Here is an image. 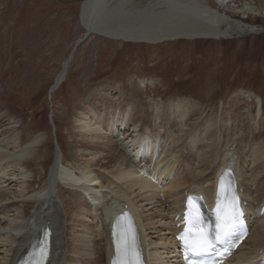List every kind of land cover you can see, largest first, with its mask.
Returning <instances> with one entry per match:
<instances>
[{
	"label": "bare ground",
	"instance_id": "1",
	"mask_svg": "<svg viewBox=\"0 0 264 264\" xmlns=\"http://www.w3.org/2000/svg\"><path fill=\"white\" fill-rule=\"evenodd\" d=\"M135 1L83 0L80 22L88 35L122 42L264 34L263 26L226 13L246 12L233 0L235 9L220 0L221 10L200 0H151L143 7ZM72 58L51 91L64 81ZM139 93L114 94L106 85L84 98L65 145L71 162L65 164L57 144L48 177L36 187L32 182L44 170L47 138L36 133L26 139L25 120L12 109L0 110V264H16L46 227L51 233L46 264H107L110 221L124 208L136 219L148 264H180L173 252L175 212L186 193L211 197L228 170L239 182L250 221L249 235L229 262L243 264L264 250L262 101L234 92L215 120L201 118L187 98L146 105ZM34 161L39 168L29 169ZM59 183L68 195L58 194Z\"/></svg>",
	"mask_w": 264,
	"mask_h": 264
},
{
	"label": "rangeland",
	"instance_id": "2",
	"mask_svg": "<svg viewBox=\"0 0 264 264\" xmlns=\"http://www.w3.org/2000/svg\"><path fill=\"white\" fill-rule=\"evenodd\" d=\"M82 1L0 0V110L12 109L25 120L26 139L36 133L47 138L41 158L44 170L32 186L47 179L57 144L65 151V164L71 162L65 145L76 107L106 85L119 95L141 90L146 105L187 98L197 104L201 118L212 119L219 118L234 92L249 93L255 102L262 101L258 141L264 140L263 33L155 44L122 42L95 33L83 39ZM149 1L135 4L143 7ZM200 1L221 10L215 0ZM236 2L246 12L240 10L242 17L238 9L226 10L227 14L264 27V0ZM76 43L64 81L50 91ZM126 125L130 126L129 120ZM34 168H39L35 161L29 166ZM59 186L58 194L68 195Z\"/></svg>",
	"mask_w": 264,
	"mask_h": 264
},
{
	"label": "snow or ice",
	"instance_id": "3",
	"mask_svg": "<svg viewBox=\"0 0 264 264\" xmlns=\"http://www.w3.org/2000/svg\"><path fill=\"white\" fill-rule=\"evenodd\" d=\"M193 197H188V203L191 208ZM231 213L229 215L221 216L219 214V202H218V215H217V224L215 227V239L217 241H224L226 237H230L233 233L241 232L244 233L246 231L245 224L243 219V212L240 209L238 198L233 195L231 199ZM191 212L187 214L190 216ZM186 216V218H187ZM199 221L198 215L193 217L192 223L195 224ZM186 233H191L192 229H185ZM184 236L182 235L179 239L184 240ZM213 247L212 240L209 239V230L199 228L195 230L194 235L191 236L190 242L186 243L185 248L187 251H191L194 256H202L207 251H209ZM194 250V251H193ZM46 253V249H42V255ZM120 254V246L117 245V255ZM186 259H188L186 255ZM113 264H122V262L118 260H114ZM124 264H132L131 260L124 262ZM191 264H203V261L196 260L192 261Z\"/></svg>",
	"mask_w": 264,
	"mask_h": 264
},
{
	"label": "water",
	"instance_id": "4",
	"mask_svg": "<svg viewBox=\"0 0 264 264\" xmlns=\"http://www.w3.org/2000/svg\"><path fill=\"white\" fill-rule=\"evenodd\" d=\"M80 12H81V9H80ZM79 18H80V17H79ZM80 20H81V18H80ZM87 36H88V31H86V33H85L83 39H85ZM78 43H79V42H78ZM78 43H76V44L74 45V47H73V49H72V51H71L69 57L67 58V60L70 59V58L72 57L73 52H74V49L76 48V46H77ZM55 84H56V80L54 81V84L51 86L50 91L56 86Z\"/></svg>",
	"mask_w": 264,
	"mask_h": 264
},
{
	"label": "built area",
	"instance_id": "5",
	"mask_svg": "<svg viewBox=\"0 0 264 264\" xmlns=\"http://www.w3.org/2000/svg\"><path fill=\"white\" fill-rule=\"evenodd\" d=\"M218 4L220 3V0H215ZM233 1H236V0H233ZM228 4H230V6L231 7H234L233 5H234V3L231 1V0H229L228 2H227ZM220 6V5H219ZM236 7H234V9H235ZM235 13H237V12H235ZM238 13H240V16H241V12H240V10H239V12ZM242 17V16H241Z\"/></svg>",
	"mask_w": 264,
	"mask_h": 264
}]
</instances>
